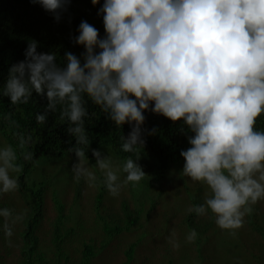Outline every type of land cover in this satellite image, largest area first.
<instances>
[{
  "label": "clouds",
  "instance_id": "9594fccd",
  "mask_svg": "<svg viewBox=\"0 0 264 264\" xmlns=\"http://www.w3.org/2000/svg\"><path fill=\"white\" fill-rule=\"evenodd\" d=\"M33 2L59 21L58 10L68 0ZM91 2L95 6L100 0ZM99 14L104 38H98V29L87 21L78 27L75 43L85 48L83 64L66 52L67 66L61 68L55 54L38 52L33 40L25 59L9 69L0 93L13 105L28 104L33 91L46 95L48 110L59 105L61 121L70 122L68 132L76 137V146L69 150L77 158L73 180L83 179L89 186L99 181L112 196L146 174L129 156L122 164L121 182L111 157L99 150L92 154L103 179L89 169L84 95L117 126L131 125L121 137L125 153L136 152L144 143L146 110L172 121L182 119L194 133L191 147L180 153L185 160L182 174L211 190L187 212L205 215L210 210L217 226L235 235L251 205L264 199V130L254 127L264 113V0H104ZM35 119L43 124L46 113ZM18 136L21 149L34 142L30 134ZM21 154L25 161L33 159L31 151ZM17 160L11 145L0 148V195L19 189V177L9 174L22 170ZM0 217L4 235L11 237L12 226L23 221L25 213L13 216L10 209L0 208ZM197 235L191 230L187 242ZM168 242L173 249L180 247L175 232Z\"/></svg>",
  "mask_w": 264,
  "mask_h": 264
},
{
  "label": "trees",
  "instance_id": "16d2710c",
  "mask_svg": "<svg viewBox=\"0 0 264 264\" xmlns=\"http://www.w3.org/2000/svg\"><path fill=\"white\" fill-rule=\"evenodd\" d=\"M103 3L68 0L58 10L57 21L33 0H0V89L33 40L38 52L54 53L61 68L67 66L66 52L83 64L85 48L75 43L78 27L87 21L98 29V38H104L103 14L98 15ZM83 99L89 169L103 179L92 154L99 150L111 157L121 182L122 164L129 156L146 176L129 182L117 196L99 181L96 186L83 179L75 182L71 168L77 158L69 150L76 146V137L68 132L70 122L61 121L60 106L48 110L46 95L35 91L28 104L19 105L0 93V148L11 145L22 166L19 173L10 170V176L19 177V189L0 195V208L10 209L13 216L25 213L24 220L12 226L11 237L4 235L0 217V264H264V201L251 205L252 212L235 235L219 228L210 210L205 215L187 212L203 203L211 190L182 174L185 160L180 153L191 147L189 138L194 136L182 119L172 121L146 110L144 143L136 152L125 153L121 137L131 125L117 126L86 94ZM45 113V122L38 124L36 115ZM254 127L264 130V113ZM18 134H30L34 142L21 149ZM27 151L33 153L30 161L21 154ZM164 183L171 186L169 192ZM193 229L197 238L187 242ZM173 232L178 249L168 242Z\"/></svg>",
  "mask_w": 264,
  "mask_h": 264
},
{
  "label": "rangeland",
  "instance_id": "374dc122",
  "mask_svg": "<svg viewBox=\"0 0 264 264\" xmlns=\"http://www.w3.org/2000/svg\"><path fill=\"white\" fill-rule=\"evenodd\" d=\"M163 185H164V188H165V189H166V186H168V188L166 189V191L169 192V191H170V188H169V187H171V186L168 185L167 183H164ZM161 196H162V197H165V194H162ZM170 196H171V195H170ZM260 201H264V199H261Z\"/></svg>",
  "mask_w": 264,
  "mask_h": 264
}]
</instances>
